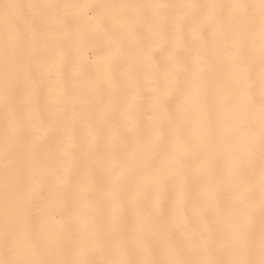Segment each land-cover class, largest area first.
I'll list each match as a JSON object with an SVG mask.
<instances>
[{"label": "snow or ice", "instance_id": "1", "mask_svg": "<svg viewBox=\"0 0 264 264\" xmlns=\"http://www.w3.org/2000/svg\"><path fill=\"white\" fill-rule=\"evenodd\" d=\"M0 264H264V0H0Z\"/></svg>", "mask_w": 264, "mask_h": 264}]
</instances>
